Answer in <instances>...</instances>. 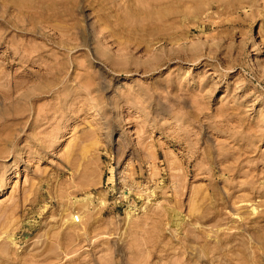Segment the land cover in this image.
Listing matches in <instances>:
<instances>
[{
  "label": "rangeland",
  "instance_id": "1",
  "mask_svg": "<svg viewBox=\"0 0 264 264\" xmlns=\"http://www.w3.org/2000/svg\"><path fill=\"white\" fill-rule=\"evenodd\" d=\"M0 264H264V0H0Z\"/></svg>",
  "mask_w": 264,
  "mask_h": 264
},
{
  "label": "built area",
  "instance_id": "2",
  "mask_svg": "<svg viewBox=\"0 0 264 264\" xmlns=\"http://www.w3.org/2000/svg\"><path fill=\"white\" fill-rule=\"evenodd\" d=\"M75 219L78 220L79 219V216L78 215H75Z\"/></svg>",
  "mask_w": 264,
  "mask_h": 264
},
{
  "label": "bare ground",
  "instance_id": "3",
  "mask_svg": "<svg viewBox=\"0 0 264 264\" xmlns=\"http://www.w3.org/2000/svg\"><path fill=\"white\" fill-rule=\"evenodd\" d=\"M179 37V36H178ZM179 41V40H178ZM173 42V41H172ZM174 43V42H173Z\"/></svg>",
  "mask_w": 264,
  "mask_h": 264
}]
</instances>
